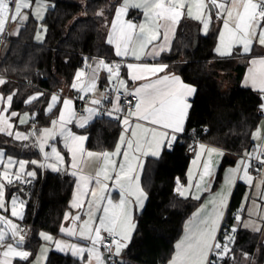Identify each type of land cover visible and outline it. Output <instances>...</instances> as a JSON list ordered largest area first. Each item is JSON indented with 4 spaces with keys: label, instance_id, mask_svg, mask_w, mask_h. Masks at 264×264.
I'll return each instance as SVG.
<instances>
[{
    "label": "trees",
    "instance_id": "16d2710c",
    "mask_svg": "<svg viewBox=\"0 0 264 264\" xmlns=\"http://www.w3.org/2000/svg\"><path fill=\"white\" fill-rule=\"evenodd\" d=\"M50 1L53 4L42 21L46 26L44 40L36 41L39 21L31 16L17 35L9 34L0 53V78L5 81L1 89L4 95L15 93L11 109L35 114L34 121L39 127L49 125L56 115L46 112L52 92L70 86L79 69L101 58L109 63L120 60L106 39L107 27L120 0ZM101 11L103 15H98ZM218 30L216 22L207 34H202L199 23L186 17L179 23L171 49L155 60L166 64L168 72L192 84L196 94L191 100L182 135L171 148L165 147L160 156L146 158L141 175L147 193L146 204L135 213L136 226L127 247L115 260L109 256L107 264H165L172 257L185 221L202 201V198L184 196L177 189L188 179L191 157L185 154V149L192 137L200 136L232 154L255 148L253 134L264 117L261 107L264 93L243 86L242 77L249 60L262 55L264 50H257L254 45L251 52L244 53L236 47L231 55L220 56L215 52ZM36 91L43 95L26 103ZM202 125L208 127L206 134L202 133ZM19 127L26 128L25 125ZM122 127L121 121L99 115L85 128L76 130L87 135L88 149L102 151L116 145ZM0 147L8 156L28 161L27 171L36 172L35 178H30L32 185L26 186L14 179L7 189L8 199L19 191L26 201L21 222L30 229L23 246L31 252L32 258L41 242L42 231L61 235L75 179L68 173L38 166L42 154L29 142L0 133ZM32 160L37 161V165L31 164ZM233 162V157H224L217 180ZM246 189L241 182L236 186L225 223L235 221ZM232 237L234 258L248 254L259 263L264 261V243L259 232L239 229ZM31 258L15 259L13 264H29ZM46 264H82V261L69 253L53 250ZM219 264L232 263L230 258L224 257Z\"/></svg>",
    "mask_w": 264,
    "mask_h": 264
},
{
    "label": "snow or ice",
    "instance_id": "6c2138e0",
    "mask_svg": "<svg viewBox=\"0 0 264 264\" xmlns=\"http://www.w3.org/2000/svg\"><path fill=\"white\" fill-rule=\"evenodd\" d=\"M33 4V0H0V34L5 30L6 22L9 20L13 23L23 24L29 19V12ZM128 7L142 8L146 23L136 25L132 22L120 23L121 16L126 12ZM37 11L32 15L42 19L38 11L39 4L36 5ZM186 9L189 18L201 21L205 33L209 29L212 20V10H216L217 19L223 21V30L219 33V46L216 52L220 55H231L233 45H241L244 53L251 50L253 41H258L260 45H264V0H140L139 3L132 0H124L123 6L119 7L115 14V20L111 25V32L108 36L107 43L115 46V55L119 57H127L130 52L136 59L140 60L141 56L131 49L134 42H138L141 49L154 41L160 39L158 49L160 52L169 47L168 33L172 27L179 21ZM195 9V13L193 12ZM207 16L205 17V10ZM98 15H103L101 11ZM138 29V31H137ZM46 31V29H44ZM18 31V30H17ZM39 38V36L37 37ZM154 54H159L156 48L153 49ZM87 60V58H85ZM253 67L250 68V79L254 88L258 87L261 92H264V58L251 61ZM90 72L88 74V83L81 87V91L87 90L91 92L97 87V77L99 70L103 69L108 73V82L111 85L110 91L115 93L114 99L104 96L102 99H92L89 101L92 105H102L105 100L111 104V108H106L105 114L110 118L121 121L124 130L120 136L119 142L113 152L94 153L87 152V157H97L101 159L102 167L97 171L95 184L99 187L101 193L107 189L108 185L102 183L100 177L104 180H114L115 186L119 189L120 199L118 203H113L111 198H106L103 195H97L95 188L89 190L88 185L93 178L80 175L78 178L77 188L81 191L76 195L72 208L83 209L87 205L85 215L87 219L77 226V222L82 220L80 214L72 216L70 213L65 214V221L71 219L72 226L61 227L60 232L72 237H79L87 244H78L63 241H54L51 235L40 233L43 240L53 242L59 251L67 249L73 256L78 257L82 264H106L104 252L114 256H120L123 248L127 247V241L130 239V233L135 228L133 223L132 209L135 207H143L142 200L146 199V194L139 187V176L136 175V168L142 167L140 164H134L129 158V153H133L132 159L139 161V157L135 153L143 152L145 155L150 154L158 157L161 150L165 147L171 148L174 141L177 139V134L183 132L184 122L187 117V110L190 105L187 102V97L195 92V88L185 84L177 76L164 75L158 77L154 81L144 83L136 87L134 91H129L126 82L120 77V63H109L104 59H99L94 65H89ZM167 65L149 66L147 64H127L130 70L129 78L133 81L147 79L146 74H156L162 72ZM85 76L84 71H77L75 80L79 81ZM115 78V83L113 82ZM5 83L0 79V84ZM73 89L77 88V84L71 85ZM9 94L6 98L0 96V104H3L6 99L7 107L0 108V133H6L8 136H13V132L9 129L13 128L10 122L11 117H18V113L10 112L9 119H5L3 113L8 112L13 100V95ZM43 93L31 96L26 103H31L33 100L42 96ZM121 95L124 96L128 104L125 109L122 106ZM134 97L136 103L133 104L131 99ZM83 99V97H80ZM59 97L56 94L51 96V101L48 104L47 111H51L57 104ZM63 110L60 112L59 121L61 128L57 133L55 126L57 121H52L53 128L42 129L37 132L35 129L31 133L15 132L16 140H28L30 137L39 136L42 142H39V150L44 155V160L50 158L48 152L45 151L48 140L55 139L56 135L63 138L64 147L68 149L71 156L70 167L76 169L79 160L85 156L83 143L86 140L85 136H79L72 133L63 125L66 122H71L75 117L72 110L73 101L71 99L63 100ZM264 108V105H261ZM87 115H81L78 119V126L85 127L94 115H99L98 108H86ZM67 116V120H66ZM25 119H19L20 124L27 123ZM130 132L131 138L125 140V134ZM259 131L254 134V138L259 136ZM127 150L122 152L125 146ZM51 156L55 158V164H47L54 171L59 170L56 165L64 163V156L61 155L57 147L49 145ZM203 147V146H201ZM212 151L209 150V154ZM5 152L0 151V166L3 171H0V211L9 212L12 217H20L21 213L17 211V197L12 196L10 203L11 208L7 207L5 201V183L13 184V177L16 181L31 183V179L35 178V170L26 171L28 161L16 160L12 156L6 157ZM122 157L121 162L117 165L116 158ZM258 162L256 171H264V149H261L257 155L246 152L241 158L240 163L235 169L229 171V182L231 177L242 172L241 179L252 183V177L249 174V168L252 167V160ZM31 164L37 165V161H30ZM16 171L12 169L17 168ZM38 166L44 167V164ZM118 168V170H117ZM111 169V173L109 172ZM204 173L210 175L209 165H204ZM75 176L77 173L72 172ZM203 180V175L201 176ZM264 186V180L261 181ZM199 188V185H197ZM91 195V199L87 198ZM264 196V193H262ZM134 197V200L128 199ZM196 199H199L197 196ZM106 200V205L104 201ZM217 207H226L227 196L224 191L217 194ZM23 207V202L20 204ZM222 212L214 208L213 213L207 218H202L200 222L189 230V234L185 241H181L176 245V256L172 264H219V261L226 257L230 251L228 243L223 245L215 242V233L218 230L219 222L222 219ZM251 215V212H249ZM239 219V218H237ZM0 224L4 227L0 228V250L2 251L3 259H0V264H11L9 257H19L27 259L30 255L28 251L21 250L19 247L23 244L25 236L23 230L18 227L12 219L4 215H0ZM248 227L247 224L244 225ZM259 231L260 229H255ZM235 228L232 229L234 233ZM102 233H106L103 235ZM10 234V239H9ZM227 236V233L225 234ZM228 242H231L233 237H227ZM86 254V256H85ZM36 264H39L37 260Z\"/></svg>",
    "mask_w": 264,
    "mask_h": 264
},
{
    "label": "crops",
    "instance_id": "0c3cea01",
    "mask_svg": "<svg viewBox=\"0 0 264 264\" xmlns=\"http://www.w3.org/2000/svg\"><path fill=\"white\" fill-rule=\"evenodd\" d=\"M131 2H132V0H130V3ZM135 2L139 3L140 0H135ZM205 2L207 3V0H205ZM123 3H124V0H120V3L117 5V7H116V9L114 11L113 18H112L110 24L107 27L106 39H108V36H109V34L111 32V25H112L113 21L115 20L116 11H117V9L119 7L123 6ZM193 12L195 13V9H193ZM215 13H216V10L213 9L212 10V20H211L209 29L207 30L206 33H205L204 29H203L201 21L194 19V20H196L199 23L200 32L202 34H207L210 31V29L214 26V24L216 22H221L220 23L221 27L223 26V21L221 19H217ZM130 14H133V15L131 16ZM204 14H205V17H206L207 14H208L207 13V9L205 10ZM186 17H188V15H187V11L185 9L184 10V14L182 15V17L172 27L171 31H169V33H168V36H169V47H166L164 51L160 52L159 49H158L159 43L162 42V35H161L159 40L154 41L152 44L147 45L143 49H141V47H140L138 42H134L131 45V49L134 50L137 54H139L141 56L140 60H136L131 55V52H130V54L127 57H119L118 56L119 59L125 63L124 74H122L120 76L128 79L126 86H127V89L129 91H134V89L136 87H139L140 85H142L144 83H148V82L154 81L158 77H162L164 75H169L170 77L171 76H177L185 84H188V85L194 87L192 84H189V83L185 82L180 75H178L176 73L168 72L166 68L162 72H159V73H156V74H146L147 75V79H140V80L133 81V80H131L129 78L130 70L127 68V64H129V63L140 64V65L147 64L149 66L166 65V64H163V63H159V62H157L155 60L158 59L163 52L169 51L171 49L173 41H174V38H175L176 33H177V29H178L179 23ZM191 19H193V18H191ZM127 22H132V23H134L136 25H139L141 23H146L143 9L142 8H135V7H128L126 12L121 16V19H120V23H127ZM137 31H138V29H137ZM8 33L10 34L9 31H8ZM0 37H1V35H0ZM254 45L251 48L250 52L254 48ZM218 46H219V33H218L217 42H216V46H215V52H216V48ZM113 47H114V50H115V46L114 45H113ZM236 47H240L241 48V45H233L232 48H231V53L233 52L234 48H236ZM154 48H156V50L158 51L159 54H154L153 53V49ZM241 50H242V48H241ZM263 50L264 49H262V51ZM242 52H243V50H242ZM217 54L220 55L219 53H217ZM220 56H222V55H220ZM223 56H227V55H223ZM262 58H264V53L262 55L254 56V57H252L249 60L248 66H247V68H246V70H245V72L243 74V77H242V85L243 86L252 88L253 90H256V91H260L258 87L254 88L252 86L251 79H250V71L249 70H250V68L253 67V65L251 63L252 60H254V59L255 60H259V59H262ZM87 71H88V69H87ZM0 79H2V78H0ZM73 83H75V79H74ZM108 83H109L108 82V73L105 70L102 69V71L100 73H98V77H97V85H99L101 89H98L96 91V93L94 94V97H93L94 99L100 100V99H102L105 96L106 91H107ZM1 85L2 84H0V96H3V97L6 98L9 94H7V95L5 94L4 95V93H3L2 89H1ZM71 85H70V90L69 91H54V92H52L51 96L53 94H56L59 97V100H58L57 104L52 108V110L50 112L47 111V108H48V104L51 101V97H50L49 102H48V104L46 106V112L47 113L55 112V114H56L55 117L52 119V121H54V120L59 121L60 112H61V110H63V103L62 102H63L64 99H71L73 101L72 110L75 113L76 103H75V101L73 99V96L76 95V94L82 96V93L80 91H78L77 89H73L71 87ZM96 88H95V90H96ZM38 93H41V92H37V91L34 92L33 94H31L27 98V100L31 96L37 95ZM262 93H264V92H262ZM195 94H196V88H195V92L191 96L187 97V102H188L189 105H191V100L194 98ZM84 97H86V96H84ZM89 100L91 101L92 98L91 99L89 98ZM11 106H12V104H11ZM11 106H10V108H8V112L3 113V114L5 116V119H9L10 112L14 111V112L18 113V117H11L10 118V122L13 124V128L9 129V131L13 132V136H12L13 138H14L15 132H17V131H19L21 133H30V131L32 132L33 129H35L36 131L38 129H40V127L37 126L35 121H34L35 114H33V113L29 112V111L19 112V111H16V110H12ZM2 107H7L6 99H5V102L3 104H0V108H2ZM90 107L91 108H95L96 106H90ZM189 109H190V107L187 110V116H188ZM263 110H264V108H263ZM96 116H99V115H94L90 119L89 123L92 122L95 119ZM79 117L80 116H76V114H75V117L72 119L71 122H66V124L69 125L68 129L72 133H74L75 135L85 136L86 137V140L83 143V148L85 149V156L82 159L79 160L78 167L76 169H73V168L70 167V165H71V156H70V153L68 152V149L65 148L63 145H61L62 137L57 135V139H56V142L58 143V148L63 153L64 159H65L64 160L65 167L63 168L64 171H62V172L63 173H68L69 175H71L75 179V188H74V192H73V195H72V199L70 201V209H69V211L67 213H70L72 216H75L77 214L81 215L82 220L77 222V226L83 222V219H87V216L85 215V213L87 211V205H85V208H83V209H76V208H72L71 207V204L74 202V199H75L76 195L79 194V192L81 191L80 189L77 188L78 178H79L80 175H86V176H89V177L93 178L91 180V182L89 183L88 188H89V190L95 188L97 190V195L98 196L99 195H103L106 198H111L113 200V203H118L119 199H120L119 189L115 186L114 180H104L103 177H100L102 183L108 185L107 189H105L103 193L100 192L99 187L95 184V177H96L97 171L102 167L101 159L97 158L95 156L89 158L86 155V153L89 152V151L90 152H94V153H102V152H105V151L113 152L115 147H116V145L113 148H111V149L102 150V151L101 150L88 149L87 146H86L87 135L78 132L76 130V128H85L86 126H88L89 123L85 127H79L78 126ZM19 119H25L28 122L24 123V124H20L19 123ZM66 120H67V116H66ZM186 120H187V117H186L185 122H184V128H185ZM52 121H51V123L49 125L52 124ZM19 125L20 126L25 125L26 128H21V127H19ZM49 125H47V126H49ZM124 127H126V126L123 125L117 143L119 142V139H120V136H121V134H122V132L124 130ZM258 131H259L260 135L254 138V134L257 133ZM182 133L183 132L177 134L176 141L178 140L179 136L182 135ZM2 134H6V133H2ZM254 134H253V140H254L255 148L253 150H251V151H248V153H252V154L255 152V150L259 146H261V145L264 146V117L260 121V124H259L258 128L255 130ZM30 138H32V137H30ZM129 138H131V133L130 132L125 134V140L127 141V139H129ZM18 141L29 142L28 140H18ZM176 141H174L173 144ZM201 146H203V147H201ZM125 150H127L126 144L122 148V152L125 151ZM162 150H161V153H162ZM209 150H215V151H212L211 154H209ZM0 151H4L5 154H6L5 149H3L1 147H0ZM145 151H148L149 154L145 155L143 152L135 153V155L139 157V161H136L135 159H132L133 153L132 152L129 153V158L132 160V162L134 164L138 163V164L142 165V167L138 166L136 168V173L135 174L139 176V182H138L139 183V187L146 194V199L142 200L143 207L142 208L141 207H135V208L132 209V212H133V223H134L135 226H136L135 213L136 212H140L144 208V206L146 204V201H147V193H146L145 189L142 186L141 175H142V171H143V167H144V163H145L146 158L149 157V156H152V155L150 154L149 150L145 149ZM161 153H160V155H161ZM227 155L233 157L234 158V162L232 164H230V165H227L225 167L221 178L219 180H217L219 167H220L224 157L227 156ZM7 156L8 155L6 154L5 163H6V157ZM153 157H156V156H153ZM242 157H243V155L241 153L240 154H232V153H229V152L225 151L223 148H221L219 146H216L214 144L202 143V144L199 145L195 156L191 157V159H194L196 161H200L201 162L199 171H198V173L195 176L196 179L194 181V184H193V186H192L190 191H187V189H184L181 185H178L177 189L184 196H188V197H192V198H196L198 196L199 198H202V201L199 204V206L196 208V210L191 214V216L185 221L183 233L180 236V238L178 239V241L176 242V245L178 243H180L181 241H185L187 236H188V234H189V230L193 226L197 225L202 218H207L209 215H211L213 213L214 208H216L218 211L222 212V214H223L222 215V219H221V221L219 222V225H218V230L215 233V242H216L218 234L221 231L222 225H223V223L226 220L227 212H228V209H229V206H230V202H231L234 190H235L236 186L238 185V183H240V182L244 183L246 185L247 189H246V193L244 195V199L242 201L241 211L236 214L235 221L233 222V224H231L232 225V229L235 228L236 229L235 232L239 231V229H246V230H249L251 232H259L260 233V240L262 241V243H264V196H262V193H264V186L261 185V181L264 180V171H261L260 175H257L255 173V170H254L253 165H252V167L249 168V174L252 177V183L251 184H249L247 181H245V180L240 178L242 176V172L237 174V175H235V176H232L231 177V182H229V180H230L229 171L231 169H235L237 167V165L240 163V160H241ZM121 159H122V157H117L116 158L117 165H119V163L121 162ZM206 163L209 165L210 175L204 173V165ZM117 170H118V168H117ZM0 171H3V167L2 166H0ZM73 171H75L77 173V175L73 176L72 175ZM109 172H110V174H112L111 173V169H109ZM202 175H203V180H201V176ZM13 181H14V179H13ZM3 182L6 185V187H5V201H6L7 189H8L9 184H7L6 180L3 181ZM197 185H199V188L197 187ZM221 191H224L226 196H227L226 207H217L219 202H218V200H216V196ZM16 193H18V191L14 192L12 195H15ZM82 199H91L90 192H89V195H88L87 198L82 197ZM128 199L134 200L135 198L134 197H128ZM6 202H8V201H6ZM104 204L106 205V200L104 201ZM7 207L9 209L11 208L9 202L7 204ZM9 212H6V213H9ZM249 212H251V215H249ZM2 214H3V211H0V215H2ZM237 218H239V219H237ZM245 224H247L248 227H245L244 226ZM70 226H72L71 219H69V220L64 222L63 227H70ZM257 228H259L260 230L256 231L255 229H257ZM134 230H135V228L131 232H134ZM234 233L232 232V234L230 236L232 237V235ZM102 234H104V233H102ZM59 236L68 237V238H75L76 239V237L68 236V235L63 234V233H61V235H59ZM231 244H232V241L229 242L228 248L230 249V251H229V253H228V255L226 257L230 258L232 264H238V262L240 260L234 258ZM2 251L3 250H1L0 252H2ZM176 252H177V249H176V246H175L174 257L176 255ZM243 255H245V254H243ZM242 256H240L239 258L242 259ZM0 259H3V255L0 256ZM15 259H18V258H15ZM172 259L170 261H168L167 263H165V264H172ZM256 263L257 264H264V261L262 263H259L257 261V259H256Z\"/></svg>",
    "mask_w": 264,
    "mask_h": 264
},
{
    "label": "rangeland",
    "instance_id": "374dc122",
    "mask_svg": "<svg viewBox=\"0 0 264 264\" xmlns=\"http://www.w3.org/2000/svg\"><path fill=\"white\" fill-rule=\"evenodd\" d=\"M37 4H39V9H38V11H39V13H40V16L43 17L42 19L36 18V17H34V16L32 15L33 12L37 11V8H36V5H37ZM52 4H53V2H51V1H49V0H33V4H32L31 9H30V10H25V11H28V12H29V19H30L31 16H32V17H34V19H36L37 21H39L38 31H37L36 36H35L36 41L41 42V41H43L44 38H45V33H46V31H45L44 29H46V26L42 23V21H43L44 18H45V15H46V13H47V11H48V8H49ZM215 14H216V13H215ZM29 19H28L26 22H28ZM26 22H25V23H26ZM25 23H23V24L13 23V22H11V21L9 20L8 22H6L5 30H8V31L10 32L11 35H17V34L19 33L21 27H22ZM220 23H221V22H217L218 27H219L218 33H220V31L223 30V26L221 27V24H220ZM5 30H4V31H5ZM17 30H18V31H17ZM2 34H3V33H2ZM2 34H0V35H2ZM38 36H39V38H37ZM254 44H255V47H256L257 50H262V49H264V45H260V44L258 43V41H253V43H252V45H251V48L253 47ZM241 48H242V46H241ZM242 50H243V48H242ZM98 61H99V60L95 61V63L98 62ZM95 63H92L91 65H94ZM87 69H88V71H87ZM79 71H84V72H85V76L82 77L81 80H79V81L75 80V83L77 84V88H76V89L82 93V96H87V97H89L90 99H91V98L94 99L93 97H94V94L96 93V91H97L98 89H101L100 86L97 85V88H96V90H94V91L88 92L87 90H85V91L82 92L80 89H81V87H83L85 84L88 83V74H89V72H90V68L87 66V67H84V68L80 69ZM101 71H102V69L99 70L98 73H100ZM120 77L126 82V85H127V81H128V79H127V78H124V77H122V76H120ZM113 80H115V78H113ZM69 90H70V86H64V87L62 88V91H69ZM55 121H57V120H55ZM63 126H64L65 128H67V129L69 128V125H67L66 123H64ZM52 128H53V125L51 124V125H49V126L40 127V129H38L37 132H39V131L42 130V129H49V130H51ZM60 128H61V123H60L59 121H57V124H56V126H55V131L58 133L59 130H60ZM30 133H31V131H30ZM56 139H57V135H56L55 139H53V140H48L47 143H46L45 151L48 152L49 155H50V158H49V160H47V161L44 160V155H43V153L39 150L38 146H36L39 142H42V141H41V138H40L39 136H33L32 138H29V139H28L29 143H31V144L34 146L35 149H37V150H39V151L41 152V154H42V161H41V164H44V165L46 166L47 164H55V163H56V162H55V158L51 156V149H50V146H49V145H54V146L57 147L58 151H60L59 148H58V143L56 142ZM61 145L64 146L63 138H62V140H61ZM60 153H61V155H63V153H62L61 151H60ZM63 156H64V155H63ZM16 160H17V159H16ZM64 160H65V159H64ZM24 161H25V160H24ZM200 163H201L200 161H196V160H194V159H191V161H190V165H189L188 172H187V177H188V179H187L186 184H185L184 186H182L184 189H187V191H190L191 188H192V186H193V184H194V181H195V179H196L195 176H196V174L198 173L199 168H200ZM56 167H57L59 170H55V171H60V172L64 171L63 168L65 167V162H64L63 164L56 165ZM49 168H50L51 170H53L51 167H49ZM17 169H18V166H17V168L12 169V171H16ZM25 170L27 171V164H26V169H25ZM12 196H16V197H17V205H16V208H17V211L21 213V216H22V219H23V218H24V215H25L26 201H25L24 197L22 196V194L18 191V193H16L15 195H11L9 199H8L7 196H6V201L9 202L10 206H11L10 200H11V197H12ZM8 202H7V204H8ZM21 202H23V205H24L23 207L20 206ZM2 215L6 216V217L9 218V219H12L13 222L16 223V224L18 225V227H19L20 222L22 221V219H21L20 217H12V216L10 215V212H9V213L3 212ZM255 223H256V222H255ZM2 227H4V225H3V224H0V228H2ZM42 232L45 233V234L51 235V236L53 237V240H54V241H63V242H71V243H78V244H87V243H88L87 241H83V240L79 239L78 236H77L76 239H75V238L61 237V236H59V235H55V234H53V233H51V232H48V231H42ZM42 232H41V233H42ZM133 233H134V232H131V233H130V239H131ZM27 236H28V235H27ZM40 237H41V236H40ZM10 238H11V237H10V234H9V239H10ZM130 239L126 242L127 245H128V243H129ZM24 241H25V240H24ZM23 243H24V242H23ZM19 247L21 248V250L28 251V252L30 253V255H29L28 258H31V252H30L29 250H27V249L23 246V244L20 245ZM123 249H124V248H123ZM123 249H122V251H123ZM53 250H55V251H59V250L56 249L55 244H54L53 242H47V241L43 240V238L41 237V242H40V244H39V246H38V248H37L36 253H35V254L33 255V257L30 259L29 264H36L37 260L39 261V264H46V261H47V258H48V256H49V253H50L51 251H53ZM0 251H1V250H0ZM122 251H121V253H122ZM59 252L69 253V254H71V252L68 251L67 249H65V251H59ZM101 252H103L104 255H105V253H106V252H104V250H103L102 248H101ZM1 255H2V252H0V256H1ZM85 256H86V254H85ZM175 256H176V255H175ZM111 257H112V260H113V258H114L115 256L112 255ZM15 258H19V257H9V258H8V259L10 260L11 264H13V261L15 260ZM172 258H173V259L175 258V257H174V254L172 255V257H171L168 261H170ZM173 259H172V261H173ZM236 259H239V260H240V261H239L240 263L238 262V264H257V263H256V257H254V256H250V255H248V254L243 255V256H242V259H240V258H236ZM93 264H95V262H93ZM106 264H107V260H106Z\"/></svg>",
    "mask_w": 264,
    "mask_h": 264
},
{
    "label": "built area",
    "instance_id": "2783aa9c",
    "mask_svg": "<svg viewBox=\"0 0 264 264\" xmlns=\"http://www.w3.org/2000/svg\"><path fill=\"white\" fill-rule=\"evenodd\" d=\"M9 36V33H8V30H5L4 33L1 35L0 37V53H1V49H2V46H3V43L4 41L6 40V38H8ZM112 63H120L121 64V68H120V75L123 74V70H124V67H125V63L121 60L119 61H116V62H112ZM113 82L115 83V80H113ZM111 88V85L108 83L107 85V91H106V94L105 96H108L112 99H114L115 97V93L113 91H110L109 89ZM80 97H83V99H81ZM73 99L76 103V108H75V114L76 116H81L82 114L83 115H87V113L85 112V109L86 108H89L90 106H96L95 108H98L99 109V115L100 116H106L105 114V111H106V108H111V104L108 103L107 100L104 101V103L102 105H92L89 103V98L86 96H81V95H74L73 96ZM127 99H131L132 100V103L135 104L137 101L134 97H127ZM125 98L123 95H121V101H122V106L127 109L128 108V104L126 102H124ZM201 129H202V133L203 134H206L208 132V127L206 125H202L201 126ZM202 143H208L206 142L205 140H203L200 136H194L191 138V142L189 143V145L186 147L185 149V154L188 156V157H193L195 156L197 150H198V147L200 144ZM210 144V143H209ZM173 146V144H172ZM261 149H264V146H259L255 152L253 153V155H257L258 152L261 150ZM244 157V153H241ZM252 165H253V168L255 170V173L257 175H260V172L261 171H256L257 167H258V162L257 160L253 159L252 160ZM13 179H15V177H13ZM24 179H30V178H27L25 177ZM22 182V181H21ZM24 185H32L33 181L31 180V183H26V182H22ZM19 228L23 230V234L25 236V239L29 233V226L20 222L19 224ZM227 233V236L225 235ZM232 234V225L231 224H227V223H223L222 225V228H221V231L219 232L218 234V237H217V241L216 242H219L221 243L222 245L224 243H228L229 245V242H228V239L227 237L230 236ZM103 235H106V233H104ZM109 256H112L111 254H109ZM120 257V256H118ZM117 256H115L113 258V260H115L116 258H118ZM112 258V257H111ZM160 264H164V263H160Z\"/></svg>",
    "mask_w": 264,
    "mask_h": 264
},
{
    "label": "water",
    "instance_id": "95a60500",
    "mask_svg": "<svg viewBox=\"0 0 264 264\" xmlns=\"http://www.w3.org/2000/svg\"><path fill=\"white\" fill-rule=\"evenodd\" d=\"M196 42H197V38H195V43ZM104 256H105L106 260L108 261L109 260V253L106 252Z\"/></svg>",
    "mask_w": 264,
    "mask_h": 264
}]
</instances>
